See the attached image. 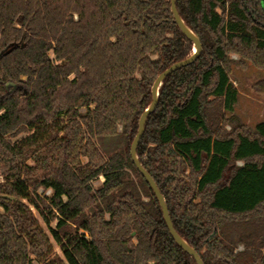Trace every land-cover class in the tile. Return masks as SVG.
<instances>
[{
  "label": "trees",
  "instance_id": "obj_1",
  "mask_svg": "<svg viewBox=\"0 0 264 264\" xmlns=\"http://www.w3.org/2000/svg\"><path fill=\"white\" fill-rule=\"evenodd\" d=\"M175 5L201 51L137 158L204 264H264V121L241 125L229 77L231 53L264 71V0ZM0 53V264H196L129 155L192 53L170 0H0Z\"/></svg>",
  "mask_w": 264,
  "mask_h": 264
},
{
  "label": "water",
  "instance_id": "obj_2",
  "mask_svg": "<svg viewBox=\"0 0 264 264\" xmlns=\"http://www.w3.org/2000/svg\"><path fill=\"white\" fill-rule=\"evenodd\" d=\"M175 1L176 0H170V10H171V13L173 16V20H174L176 26L178 27V29L180 30V32L188 40H190V42L192 43V53L187 58L172 63L169 67H167L161 73H159L157 75V77L154 79L152 86H151V101H150L149 105L142 111V113L140 114V116L138 118L137 130H136V133H135V135H134V137L130 143V147H129V155H130V158H131L132 162L134 163L136 169L143 176L146 183L149 185L153 194L155 195V197L158 201V204H159L165 225H166L171 237L175 241V243L177 245H179L191 257H193L196 264H204L203 261L201 260V258L199 257L198 253L191 246H189L187 244V242L184 239H182L179 236V234L175 231L173 224L171 222L169 213H168V209H167L165 200H164L162 194L160 193V191H159L156 183L154 182L153 178L149 175V173L140 164V162L137 158V154H136V148H137L139 140L142 136V133L144 131V125H145L146 118L156 108L157 100H158V90H159V87H160L162 81L164 80V78L167 75L172 73L174 70L192 63L197 58V56L199 55V53L201 51V44H200L198 37L194 34V32L189 27H187V25L181 19L180 15L178 14V11L176 9ZM1 54L2 53H0V55Z\"/></svg>",
  "mask_w": 264,
  "mask_h": 264
},
{
  "label": "rangeland",
  "instance_id": "obj_3",
  "mask_svg": "<svg viewBox=\"0 0 264 264\" xmlns=\"http://www.w3.org/2000/svg\"><path fill=\"white\" fill-rule=\"evenodd\" d=\"M230 58L234 61L230 69V81L238 91L237 103L234 107L233 114L238 121L248 130H253L254 125L260 121H264V89L259 90L256 84L263 82L264 71L256 68L247 62L244 65H238V56L234 53L230 54ZM225 130H230L231 126L227 123L222 124ZM235 164H241L236 161ZM103 181L102 177L92 182L94 187L100 186ZM49 191H46L48 193Z\"/></svg>",
  "mask_w": 264,
  "mask_h": 264
}]
</instances>
